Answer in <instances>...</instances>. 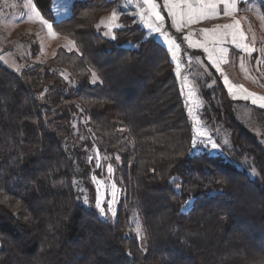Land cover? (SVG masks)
Listing matches in <instances>:
<instances>
[{
    "label": "trees",
    "instance_id": "16d2710c",
    "mask_svg": "<svg viewBox=\"0 0 264 264\" xmlns=\"http://www.w3.org/2000/svg\"><path fill=\"white\" fill-rule=\"evenodd\" d=\"M33 1L78 51L20 72L0 62V264H264V143L217 76L206 110L231 146L191 154L174 65L134 17L109 40L108 0H75L59 22L52 0ZM94 152L115 171L114 220L96 209Z\"/></svg>",
    "mask_w": 264,
    "mask_h": 264
},
{
    "label": "rangeland",
    "instance_id": "374dc122",
    "mask_svg": "<svg viewBox=\"0 0 264 264\" xmlns=\"http://www.w3.org/2000/svg\"><path fill=\"white\" fill-rule=\"evenodd\" d=\"M74 1L52 0L54 22L71 16ZM108 1L113 4L112 11L98 24L105 38L115 40V32L122 28L120 18L126 15L136 19L146 31L147 38L156 40L166 49L174 65L187 115L193 124L195 147L192 145L191 154L220 155L231 146L230 133L206 110L203 89L212 91L216 85L215 75L229 97L236 101L238 120L264 143V99H261L264 97V0H235L234 4L229 0L227 6L220 3L214 12L208 10V18H200L197 13L192 23L188 22L187 15L181 18L182 8L184 12L187 8L177 6L180 0H151L158 6L155 11L163 17L162 21L156 19L145 0ZM169 2L173 5L171 10L166 6ZM191 2L199 8L197 0ZM226 7L228 14H225ZM170 11L177 15L170 14ZM114 12L116 19H112ZM236 21H239L238 27ZM224 25L232 27L225 29ZM233 31L237 32L235 44L230 34ZM240 32L244 38L240 37ZM237 45L246 46L248 50ZM59 48L78 51L77 44L58 34L53 22L42 15L33 0H0V62L3 65L20 72L52 58ZM216 96L212 94L218 102ZM207 114L209 119L205 118ZM91 160L97 170L92 176L97 203L104 208V214L100 213L97 203L96 209L101 217L114 220L120 199L114 168L109 159L96 152ZM131 220L139 242L145 247L142 224L136 210L132 211Z\"/></svg>",
    "mask_w": 264,
    "mask_h": 264
},
{
    "label": "snow or ice",
    "instance_id": "6c2138e0",
    "mask_svg": "<svg viewBox=\"0 0 264 264\" xmlns=\"http://www.w3.org/2000/svg\"><path fill=\"white\" fill-rule=\"evenodd\" d=\"M231 2L234 4L235 0H231ZM145 3L150 4L151 9L153 10L154 15L156 16V19L162 21L163 17L160 16L157 11H155L158 6L155 3H152L151 0H145ZM197 3L199 4L198 9L196 7H194L191 0H180V5H177V6L183 5V6H186V8H187L186 12H184L183 8H182L181 13H180L181 18H183L184 15H187L189 23L194 22V17L197 15V13L199 14L200 18H208V10H212L214 12L219 7L220 3H223L227 6L229 3V0H207V2H206V0H197ZM166 6L170 7V10L173 7V5H171L170 2L167 3ZM170 14L177 15V13L171 12V11H170ZM225 14H228L227 13V7L225 9ZM112 19H116V13L115 12L112 14ZM45 23H47V21H45ZM235 23H236V26L238 27L239 21H236ZM48 27L51 28L52 26L48 25ZM231 27H232V25H224L225 29L231 28ZM157 31H159L158 28H157ZM204 31L207 32L208 30L205 29ZM230 34L232 36V42L235 44L236 40H237V32L233 31ZM225 35H228V33H225ZM239 35L241 38H244L243 32H240ZM237 46L241 47L242 50H248L246 48V46H241V45H237ZM93 75L95 76L94 73H93ZM225 81L227 82V78H225ZM245 98H247V97H245ZM261 99H264V97H261ZM253 103H255V101H253ZM193 147H195V143H194ZM212 147L215 148L216 145L213 144ZM85 203H87V201H85ZM97 207L99 208L100 213L103 215L104 214V208L101 207L99 203H97ZM137 231H139V229H137Z\"/></svg>",
    "mask_w": 264,
    "mask_h": 264
}]
</instances>
